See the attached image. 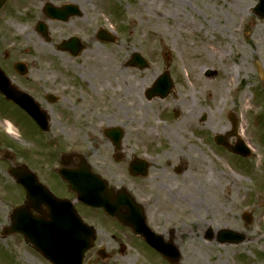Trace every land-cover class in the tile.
Instances as JSON below:
<instances>
[{"label": "flooded vegetation", "instance_id": "flooded-vegetation-1", "mask_svg": "<svg viewBox=\"0 0 264 264\" xmlns=\"http://www.w3.org/2000/svg\"><path fill=\"white\" fill-rule=\"evenodd\" d=\"M120 1L0 0V126L6 130L10 124L13 133L12 146L0 136V186L5 181L12 186L14 213L35 223L51 221V214L56 223L59 213H76L94 225L96 241L83 264H230L222 248L231 250V264H264V248L255 244L264 233H251L256 232L255 213L237 211L241 198H251L242 191V176L252 174V158L217 143L221 135L231 147L238 146L231 126L212 133L209 102L200 104L195 91H178L185 86L169 67L149 81L151 62L144 66L143 61L148 53L136 47L123 56L113 50L109 60L97 47L90 51V64L99 69L93 76L100 75L94 82L80 70L90 42L112 48L140 36L146 47L137 18L116 19L117 29L110 20V26H101L95 17L93 8ZM141 1L132 10L141 13ZM173 25L194 32L195 14ZM73 62L80 63L79 69ZM207 70L200 77L190 72L201 93L212 79ZM164 71L172 79L170 88L153 91ZM111 86L113 91L105 90ZM206 93L211 102V91ZM123 112L125 120L118 122ZM38 121H46L47 130ZM67 137L76 143L68 146ZM87 140L90 146L84 145ZM215 145L229 159L228 170H216L223 178L228 175L224 185L206 165V149ZM84 179L99 206L83 203ZM212 192L219 206L211 203ZM179 200L188 208H179ZM227 217L243 229L228 226Z\"/></svg>", "mask_w": 264, "mask_h": 264}, {"label": "rangeland", "instance_id": "rangeland-1", "mask_svg": "<svg viewBox=\"0 0 264 264\" xmlns=\"http://www.w3.org/2000/svg\"><path fill=\"white\" fill-rule=\"evenodd\" d=\"M135 2L136 0H131L130 6L127 5L126 0H121L117 5L105 3L100 5L99 8H93V10L95 17L99 16L101 26L105 25V27L110 26L108 20L113 22V25L119 29L121 24L116 19L137 18V22L142 23L139 28L143 30L140 32L143 38L147 39L144 42L146 47H144L140 36H137V42L132 38V42L127 44L123 39L122 42L112 46L113 49L102 45L93 46V43L90 42L88 43L90 48L84 52L81 58L84 66L80 70L87 77H90L91 82L95 78L93 76L94 72L99 69H95L94 64H90L91 58L88 57L91 56L90 51L92 52L97 47L99 52L109 60L112 57L111 52L113 50L118 55L123 56L127 50L136 47L148 53L146 54L147 59L151 62V68L146 72V76L149 81L154 75L169 67L170 72L178 77V80L180 78L179 81L185 86L183 88L179 86L178 91H187L189 94L195 91L193 95H197L200 104L209 102L212 133L220 132L225 130V127L231 126L229 114L233 112L237 117L243 138L255 147L250 161L253 164L252 174L248 175L245 172L242 176V191L244 194L251 193V198H241L237 202V211L241 212L248 209L255 213L257 222L252 227L256 228V232L251 233L253 235L258 232L264 233V21L259 19L253 12V8L258 1L142 0L141 2L144 5L141 13L139 10L137 12L132 10ZM90 8L91 6L85 8L86 13L90 11ZM191 11L195 14L196 29L194 32H182L178 30L176 25L173 26L178 18L190 17ZM252 19L253 27L247 25ZM132 26L136 27V25ZM123 38L125 37L123 36ZM236 41L238 43L243 42L244 46ZM216 46L217 48L213 49ZM77 64L80 67V63L73 62V65L77 66ZM235 65L239 68L236 74L237 80L230 86L228 92L225 73L229 70V67L233 68ZM79 67L77 66V69ZM205 67L216 69L218 74L213 73V77L209 82L210 86L203 94L198 89L197 80L192 77L193 75L190 72L193 70L194 75L200 77L202 75L201 70ZM99 76V74L96 75V78H99ZM105 90L113 91V88L111 86ZM207 91L212 93L211 102L206 96ZM249 100L251 108L246 109L244 103ZM103 106L100 104L98 111H102ZM124 120L125 115L123 112L120 117H117V121L123 122ZM101 121L106 122L104 117L101 118ZM0 128L2 129H0V136L2 135L6 139L4 141L5 146H12V135L7 134L2 125ZM75 139L74 137H67L64 140L68 146H71L72 143H76ZM41 141L39 137L36 138L37 144ZM84 145L90 146V141L87 140ZM215 147L211 150L206 149L208 153L206 165L218 174L216 170L219 171L221 166L227 168V170L230 166L226 161V159L229 160L228 157L224 156L216 145ZM3 150L7 151L6 147ZM217 176L223 185L229 182V180H226L229 178L228 175L224 178L219 174ZM8 184L10 183L5 181L0 186V233L6 225L10 224L9 215L14 202L11 192L12 186ZM211 198V203H215L217 206L221 204V200L214 192H212ZM230 200L233 199L230 198ZM179 201L182 202V204H179V208L183 206L188 208L187 201ZM226 202L228 203V196ZM232 202L235 203L236 201ZM227 206L231 208L230 203ZM92 214L95 216L94 213ZM227 224L230 227L243 229V224H236L230 217H227ZM255 244L257 249L264 248V236H261ZM220 255L217 253L216 257ZM226 256L230 257L231 264L234 261L231 250L227 248L224 251L222 248V257L225 258ZM14 260L19 264H49L37 251L27 247L22 237L13 235L7 238L0 237V264H13ZM233 264H236V262Z\"/></svg>", "mask_w": 264, "mask_h": 264}, {"label": "water", "instance_id": "water-1", "mask_svg": "<svg viewBox=\"0 0 264 264\" xmlns=\"http://www.w3.org/2000/svg\"><path fill=\"white\" fill-rule=\"evenodd\" d=\"M255 11L261 17L264 18V0H260V3L255 8ZM144 66H145V64H144ZM164 76L167 79H170L168 73L164 74ZM160 81H161V79L159 81H157V84H156L155 88L153 89V91L164 92L165 89H168V87L165 86V84H167L168 80H166L164 82L161 81V83H163V86L160 85ZM43 123H44V121H43ZM240 150H241V153L244 154V155H249L250 154V152L248 153L249 148L245 145L244 142H243V146L241 147ZM83 185H84V187H86L85 183ZM82 196H84V202L86 204L91 205V206H95L96 205V202L92 198L90 192L84 191V192H82ZM22 214L23 213H20L18 215V217L16 219V224H17L16 226H17V228H19V230L22 233H24V235L27 238V240H29V238H31V235H29V233L24 229L22 224H20L22 222V220L20 219L21 217H23ZM11 217L14 218L13 214L11 215ZM51 218H52L51 222L54 221V215L53 214H51ZM81 227H82V233H80L78 235V237H79L78 242L77 243L74 242L75 246L74 247L65 246L66 244H69V241H67V242H63L65 245L62 247V251L64 250L65 252H68L69 254L74 252V254H76L75 260H78L79 264H80V262L83 259L82 256H83L84 252L87 249H89V247L93 244V240L95 238V232H94L93 227H91V226H89V225H87L85 223H81ZM14 228H15V226H14V224H12L10 227L6 228L7 231H6L5 234H9V233L14 232ZM36 233H38L39 236L43 238V240L45 241V244H47V245L53 244V240H52L53 235H52L51 231L39 230V232H36ZM76 244H78V247L76 246ZM36 246L39 248L38 244H36ZM55 249H61V248L53 245V246H49L45 250H41V251L46 256V258H48L49 260H51V261H53V262H55L57 264H63L64 263L63 260H68V257L62 256V253H57L55 251Z\"/></svg>", "mask_w": 264, "mask_h": 264}, {"label": "bare ground", "instance_id": "bare-ground-1", "mask_svg": "<svg viewBox=\"0 0 264 264\" xmlns=\"http://www.w3.org/2000/svg\"><path fill=\"white\" fill-rule=\"evenodd\" d=\"M139 6L142 7L143 6V3L141 2V4H139ZM214 48L216 49L217 46L216 47H213V49ZM238 71H239V68L235 65V67H233V68H230L229 67V70L225 73V82L228 85V89H227L228 92L230 91V86H232L236 82V80H237V75L236 74H237ZM249 103H250V100L249 101H246L244 103V107L246 109H250L251 108L249 106ZM9 132H12V128H11V125L10 124H9Z\"/></svg>", "mask_w": 264, "mask_h": 264}]
</instances>
